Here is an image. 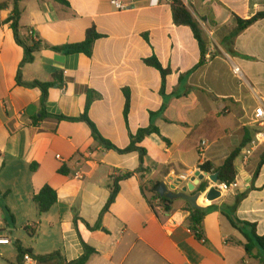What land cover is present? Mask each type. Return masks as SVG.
<instances>
[{
    "label": "crops",
    "instance_id": "obj_1",
    "mask_svg": "<svg viewBox=\"0 0 264 264\" xmlns=\"http://www.w3.org/2000/svg\"><path fill=\"white\" fill-rule=\"evenodd\" d=\"M64 1L0 0V217L1 212L25 215L30 227L39 221L48 250L41 255L31 249L32 255L59 253L65 264L84 255L83 242L96 251L88 264H264L259 249L249 255L244 247L251 235L245 224L264 236V163L256 174L264 148L248 162L243 157L253 138L254 110L264 105V20L233 35L236 18L263 12L264 0L187 1L209 43L206 63L198 69L200 46L191 28L175 24L171 0L156 6L151 0H118L131 6L126 11H118L114 0ZM14 19L22 39L34 32L46 45L20 73L23 84L54 83L46 117L42 91L18 83L25 53L15 41ZM92 27L102 38L91 57L50 49L82 43ZM154 56L171 70L164 94L161 73L145 63ZM89 91L98 95L89 119L118 149L129 148L131 134L151 125L170 143L156 134L147 137L139 145L146 150L143 162L139 152L106 149L79 120ZM125 91L130 93L128 121ZM239 148V187L214 201L205 195L198 201L209 209L199 240L189 229L186 201H172L167 211L151 190L164 183L171 192L181 176L206 163L220 168ZM77 172L83 180L75 178ZM126 174L133 175L119 182L115 202L103 212L113 181ZM206 174L188 195L203 185L206 192L212 188L209 176L216 173ZM46 186L57 193V203L40 216L33 196Z\"/></svg>",
    "mask_w": 264,
    "mask_h": 264
},
{
    "label": "trees",
    "instance_id": "obj_2",
    "mask_svg": "<svg viewBox=\"0 0 264 264\" xmlns=\"http://www.w3.org/2000/svg\"><path fill=\"white\" fill-rule=\"evenodd\" d=\"M15 4L17 5L19 0H13ZM64 3V0H59ZM172 1V9H173V16H174V22L177 26H187L191 28L193 31L194 37L197 40L200 49H201V60L199 65L196 67V69L202 67L206 63V56H207V51H208V40L205 36V32L202 29L201 23L199 20H197L192 12L190 11L189 7L182 1V0H171ZM264 20V11L256 14L254 17L248 20H243L241 18H236V23H237V29L233 33L234 37L240 35L244 31H246L248 28L253 26L255 23L258 21ZM13 30H14V36H15V41L17 45L22 47L24 49V59L19 67V73H18V83L19 85H24L27 87L31 88H39L42 91V98H41V106H42V117L48 116L45 112V107L46 103L49 97V89L54 86V83H40V82H34L32 84H23L21 81V70L26 64L32 63L35 59V54L43 50V48L46 47V45H43L40 40L35 41L33 37L29 36L25 39H22L20 34H19V23L16 19L13 20ZM102 38V35H100L94 27L90 28L86 32V37L85 40L82 43H77V44H68L64 45L61 47H50V49L56 53H61L64 55H75V54H84L88 57H91L93 55V49L96 41ZM145 63L150 66L155 68L161 73L162 76V90L161 93H165V87H166V81L167 77L171 74L170 69H165L157 57H152L150 59L145 60ZM62 75V74H61ZM58 74L55 75V79H57ZM98 95L94 93L93 91H89L87 95V102H86V107L83 115L79 120L87 123L92 131L93 138L99 142L102 146H104L108 150H116L120 153H130V152H139L141 161H144V158L146 156V150L139 147L141 143L149 136L156 134L160 136L166 143H170L168 139L164 138L160 130L151 125L150 127L140 129L137 134L133 135L131 134L130 139H131V145L129 148L125 150H120L117 147H115L113 144L105 140L100 132L98 131L97 127L95 124L89 119L88 113L89 109L92 105V103L97 99ZM125 97H126V104H125V111H124V116L126 121H128V116H129V111H130V93L129 91H125ZM158 113H153L152 116H156ZM53 118H56L58 120H74L72 118L64 117V116H51ZM249 138L243 143L241 148L245 147L246 144L248 143ZM241 148L237 149L235 152H233L227 160L224 162V164L220 168H214L209 163L203 164L199 167V169L205 173L212 174V173H218L219 174V180L221 183H227L231 184L235 181L237 173H236V168H235V160L239 153L241 152ZM264 163V156L261 159V162L259 164L257 173L259 172V169ZM63 174H66V171L63 169L62 170ZM133 174H126L122 178H115L113 181L112 185V192L110 195V198L105 206V209L103 212H106L109 210L110 206L115 202L117 195L120 192V186L119 182L123 179L130 178ZM160 184H156V186L151 190V192L154 194L156 199H160L163 204L165 205V209L167 211H170V208L167 206V204H171L172 201H169L167 198L161 197L157 193V189L159 188ZM201 189H205V185L201 187ZM242 197H239L237 199V204H239L240 200ZM33 202L36 206V209L39 213V215H43L47 212H49L57 203V193L53 188L50 186L44 187L38 194H35L33 196ZM186 204V209L187 211L190 212V216L188 218V226L191 231H193L196 234V237L199 240H203V225H204V219L206 215L209 212V209H204V210H196L194 209L189 203L185 202ZM249 228H251V235L247 236V244L244 245L245 250L247 254L251 255L252 251L255 249H259L262 254L264 255V236L260 237L256 233V228L254 225L251 224H245ZM32 228L33 229V235L37 234L38 231V224L35 226H28L27 230ZM83 247L85 250L84 255L78 259L75 262H72L70 264H88L89 260L91 257L96 253L94 249L89 247L83 242ZM18 253H19V260H22V257L25 253H30L32 254L31 251H26L24 250L20 245L16 246ZM38 262L40 264H65L62 262L60 259V254L55 253L47 256H41V257H36Z\"/></svg>",
    "mask_w": 264,
    "mask_h": 264
},
{
    "label": "built area",
    "instance_id": "obj_3",
    "mask_svg": "<svg viewBox=\"0 0 264 264\" xmlns=\"http://www.w3.org/2000/svg\"><path fill=\"white\" fill-rule=\"evenodd\" d=\"M161 1L162 0H151V4L153 6H156V5H159L161 3ZM165 1H169V0H165ZM182 1L185 4H187L188 0H182ZM112 4L117 8L118 11H126V10H129L131 8V6L123 4L122 2H120L118 0L112 1ZM29 36L33 37L35 41L39 40L34 32H30ZM233 72L238 77H241V75H242L241 70L237 66H234ZM251 126L253 128V138H252L249 146L243 152V157H244L245 162H248L249 159L253 156V154L258 149L264 148V105H260L254 110L253 118L251 121ZM206 146H207V143L203 142L202 146L200 148V151H199L201 159L204 158ZM59 159H61V158L59 157ZM198 171H201V170L198 169ZM194 176H195V174L191 173L188 175L181 176V179L184 182H190L191 178ZM83 177H84V175L82 172H77L75 174V178L78 180H83ZM209 181H210L212 187L217 189L221 193V195L225 192H228L232 188L236 189L239 187V182H238L237 178L231 184L221 183V182L214 183L211 180H209ZM10 243H11V241L9 240V238L4 237V236H0V245L10 244ZM21 264H38V260L32 254L25 253L22 257Z\"/></svg>",
    "mask_w": 264,
    "mask_h": 264
},
{
    "label": "rangeland",
    "instance_id": "obj_4",
    "mask_svg": "<svg viewBox=\"0 0 264 264\" xmlns=\"http://www.w3.org/2000/svg\"><path fill=\"white\" fill-rule=\"evenodd\" d=\"M28 216L16 214L12 217L9 214L2 215L0 217V234L9 238L10 244L0 245V264H16L19 253L16 248L20 245L24 250L31 251L34 249L35 253L43 254L48 250L46 244L41 240V224L39 221H35L38 224V231L36 235H33V229L27 230L29 224H33L32 220ZM29 221V222H28ZM34 221V220H33ZM35 226V224L33 225ZM38 243V246L36 247Z\"/></svg>",
    "mask_w": 264,
    "mask_h": 264
},
{
    "label": "water",
    "instance_id": "obj_5",
    "mask_svg": "<svg viewBox=\"0 0 264 264\" xmlns=\"http://www.w3.org/2000/svg\"><path fill=\"white\" fill-rule=\"evenodd\" d=\"M207 176L206 173L202 171H197L195 173V176L191 178V181L188 183L186 187L182 189V192H177V187L181 184L184 183L182 179H179L172 187H171V192H169V189L166 184H161L157 190V193L161 197L167 198L169 201H174V200H184L187 203H189L194 209L196 210H204V207L200 206L198 204V201L202 195L206 196V199L208 201H214L218 199L221 196V193L215 189V188H210L208 192H206V189L208 187H205V189L201 190L194 196H190L187 194L188 191L194 192L205 180V177ZM209 180H211L214 183L220 182L219 180V174L216 173L214 175L209 176ZM232 220L234 223L238 224V221L235 217H232Z\"/></svg>",
    "mask_w": 264,
    "mask_h": 264
}]
</instances>
